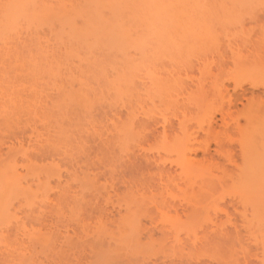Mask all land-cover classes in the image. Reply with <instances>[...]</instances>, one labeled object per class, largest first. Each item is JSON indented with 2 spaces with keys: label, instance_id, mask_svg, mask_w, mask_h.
Masks as SVG:
<instances>
[{
  "label": "rangeland",
  "instance_id": "obj_1",
  "mask_svg": "<svg viewBox=\"0 0 264 264\" xmlns=\"http://www.w3.org/2000/svg\"><path fill=\"white\" fill-rule=\"evenodd\" d=\"M105 1L0 44V264H264V0Z\"/></svg>",
  "mask_w": 264,
  "mask_h": 264
},
{
  "label": "bare ground",
  "instance_id": "obj_2",
  "mask_svg": "<svg viewBox=\"0 0 264 264\" xmlns=\"http://www.w3.org/2000/svg\"><path fill=\"white\" fill-rule=\"evenodd\" d=\"M0 1H1V0H0ZM9 1H10V0H8L7 2L5 1L4 4H3L4 1H2V4H1L2 9H1L0 11L3 12V14H4L5 17L3 16V14H2L1 12H0V13H1V14H0V17H2V19H4V18H5V19H4V22H3V20L0 18V22H1V23H0V25H1V26H0V44H1V42H2L3 44H6L7 41H8L7 39H8V37L10 36V34H8V33H9L10 31L14 33V32H15L14 30H17L18 28L20 29L21 27H23V25L20 27L21 24L25 23V26H24V27L27 28V27H30L31 25L35 24L37 21H39V20H36V22L33 23V20L35 21V19L38 18V17H36V16H39V17H40L41 14L44 12V11L42 12V9L45 10L44 7H42V9H41V7H38V5L36 4V1H37V0H36V1H35V0H34V1H33V0L30 1L31 4H27V2L29 3V0H28V1H27V0H25V1H24V0H22V1L18 0L19 2H15V0H13V1L11 0L10 2H9ZM16 1H17V0H16ZM23 1L25 2L24 5L27 4V6H24V5L22 6ZM38 1H39V0H38ZM104 1H105V0H104ZM110 1H111V0H109V1L106 0V1H105L106 4H107L105 7H107L108 9H109V7H111V6H109L110 3H112V4L115 3L114 6L112 5V8L109 9V11H110L109 13H110V14H111V12H114V9H115V11L117 12V10H118L117 7H119V9H120V6H121V4H122V1L125 2V0H122V1H121V0H118L119 3H118L116 0H114V1L112 0L111 2H110ZM136 1H139L140 4H141L144 0H143V1H142V0H136ZM141 1H142V2H141ZM148 1L151 2V4H153V2H152L153 0H151V1H150V0H146V1H144V3H146V4H148L150 7H152V6L150 5V3H148ZM168 1H169V2L166 1L165 6H168V3H170V2H171L170 5H173V4L175 5V4H177L178 2H181L182 0H178L177 2H176V0H175L174 2H172V0H171V1L168 0ZM206 1H207V0H206ZM212 1H213V0H212ZM219 1H220V0H219ZM223 1H224V0H223ZM107 2H110V3H107ZM113 2H114V3H113ZM120 2H121V4H120ZM124 2H123V3H124ZM127 2H128V1H127ZM129 2H130V0H129ZM129 2H128V3H129ZM10 3L12 4L11 6H9ZM18 3H19V4H18ZM21 3H22V4H21ZM34 3H35V4H34ZM37 3H40V2H37ZM116 3H118V4H116ZM130 3H131V4L137 9V6L135 5V3H136L135 0H133V2H132V0H131ZM130 3H129V4H130ZM144 3H142L143 5H141V8H140V6H138V7H139L138 10H140V9H141V11L143 10V9H142V6L145 7V5H146V4L144 5ZM6 4H8V5H6ZM13 4H14V5H13ZM17 4H18V5H17ZM20 4H21V6L23 7V9L26 8V7H28V5H31V6H32V4L37 5L38 10L41 11V12H39V11H38V12H33V11H36V10L34 9V8H36V7L33 5L34 8H33V7L31 8V7L29 6V7H28L29 9H28V8H27V10L25 9V12H26V13H27V12L29 13L28 15H27L26 13L22 14V13L24 12V10L22 9L23 12H21V11H22V10H21V7H20V9H19V5H20ZM42 4H43V3H42ZM108 4H109V5H108ZM119 4H120V5H119ZM125 4H126V2H125ZM125 4H124V5H125ZM136 4H137V3H136ZM138 4H139V3H138ZM138 4H137V5H138ZM140 4H139V5H140ZM2 5H3V6H2ZM118 5H119V6H118ZM122 5H123V4H122ZM126 5H127V4H126ZM5 6H6V7H5ZM8 6H9V7H8ZM13 6H14V7H13ZM15 6H18V7H15ZM113 7H115V8H113ZM123 7L126 8V6H123ZM144 7H143V8H144ZM146 7L148 8L147 5H146ZM150 7H149L148 9H146V11H144V10H145V8H144V10H143L142 12H141V11L139 12V11L137 10L138 14H139V13L142 14V15H138L139 21L142 22V23H141L142 25L144 24L142 27H140L141 24L139 25V27L142 28V29H144V28H145V25L147 24V23H144V22H147V19H146V18L148 17V14H149V12H148L147 10L150 11V9H151ZM17 8H18V9H17ZM30 8H31V9H30ZM37 8H36V9H37ZM5 9H6V10H5ZM18 10H19V11H18ZM20 10H21V11H20ZM28 10H29V11L31 10V11L29 12ZM32 10H33V11H32ZM47 10H48V7H46V11H47ZM49 10H50V8H49ZM112 10H113V11H112ZM121 10H122V9L118 10V13H119V11H121ZM124 10H125V9L123 8V11H124ZM4 11H5V12H4ZM46 11H45V12H46ZM123 11H121V12H123ZM31 12H32V13H31ZM116 12H115V13H116ZM121 12L119 13V21L117 20V19H118V16H117L118 13H116V14L113 13V15H112V16H113V17H112V21H113V18H114L115 21H114V22L111 21L112 26H114V25L116 26L117 22H118V23L120 22V20H121L120 18H122V14H121ZM143 12H146V13H147V14L144 13V14H146V16H144ZM18 13H19V14H18ZM16 14H17L18 16H17ZM20 14H21L22 16H21ZM35 14H36V15H35ZM25 15H27V16H25ZM29 15H30V16H29ZM34 15H35L36 18H34ZM101 15H102V14L99 13V15H98L97 17H103V16H101ZM107 15H108V14H107ZM120 15H121V17H120ZM7 16H8V17H7ZM12 16H13V17H12ZM16 16H17V17H16ZM24 16H25V17H24ZM105 16H106V15H105ZM105 16H104V17H105ZM114 16H115V17H114ZM139 16H141V17L143 16V17L140 18ZM19 17H20V18L22 17L21 21H28V22H27L28 24H26V22H21V23H20V22H19V19H20ZM31 17H32V19H33V18H34V19H33V20H32V19H29L30 21L27 20L28 18H31ZM109 17H110V15H109ZM144 17H146L145 20L143 19ZM10 18H12V19H16V18H18V19L14 20V21H15V22H14V21L11 20ZM116 18H117V19H116ZM148 18H149V17H148ZM106 19H108V18H106ZM106 19H105V18H102V19L99 18V21H100V22H98V20H97V22L99 23V24H98V27H100L101 30H102V28H103V30H105V31L102 30V31H103V32L101 31L102 34L105 32V35H106V36L108 35V37L111 39V38H112V35H114V34L111 35V33H114V32L117 33V31L121 32L120 30L122 29V26H120V25H121L120 23H119L120 25L117 24V26H118V25H119V26H118V27L116 26V27H117V29H116L117 31H116V30L112 29V26H111V25L109 26V24H111V23H110V19H111V17H110V19H108V21H106ZM149 19H150V18H149ZM149 19H148V25L151 26V23H150L151 21H150ZM1 20H2V21H1ZM6 20H8V21H6ZM17 20H18V22H17ZM101 20H102V21L104 20V21H103V25H104L105 27L108 25V27H111V28L109 29L108 27H106V29H105V27H102V25L100 24V23L102 22ZM141 20H142V21H141ZM143 20H144V21H143ZM9 21H13V23H12V22H9ZM116 21H117V22H116ZM149 21H150V22H149ZM31 22H32V23H31ZM8 23H9V24H8ZM18 23H20L19 26H18ZM105 23H106V25H105ZM108 23H109V24H108ZM113 23H115V24L113 25ZM149 23H150V24H149ZM3 24H4V25H3ZM15 24H17V25H15ZM30 24H31V25H30ZM204 24H205V23H204ZM204 24H203V26L206 28V24H205V25H204ZM5 25H7L8 28H7ZM115 26H114V28H115ZM149 26H148V27H149ZM14 27H15V28H14ZM16 27H17V28H16ZM146 27H147V25H146ZM148 27H147V29L145 28L146 30H148V31H146L147 33L149 32V29H150V27H149V28H148ZM11 28H12V29H11ZM13 28H14V30H13ZM100 28H98V29H100ZM118 28H119V29H118ZM9 29H10V30H9ZM21 29H22V28H21ZM107 29H108V31H106ZM111 29H112V30H111ZM7 30H8V31H7ZM109 30H111L112 32H110ZM106 32H107L108 34H107ZM13 33H11V34L13 35ZM7 34H8L9 36H8ZM17 35H18V32H17L16 36H17ZM109 35H110L111 37H110ZM14 36H15V35H14ZM128 36H130V35H128ZM128 36L126 37L125 35H124V36L121 35V37H123V39H122L121 37H119V39L117 38L118 40L116 39L117 41H119V47L116 46V44H117L118 42H116V40H115L114 38H112V40H109V38H108V40H107V38H105L104 40H107L108 44H106L105 41L103 42L104 44H102V43H99V44H100V46H101V44H102V46H105V44H106L108 47L106 46V47H104V48H106V49L108 48V49H111V50H114V51L117 50V49H114V48H113V47L116 46L115 48H118V51H116V52H118V53H123V52H121V51H123V50L121 49V48H122V47H121V46H122L121 44H123V42H124V41H122V40H125V38L128 39V40H126V42H124V43H127V42L130 41V40L134 41L131 37L128 38ZM209 36H210V35H209ZM209 36H208V38H207L208 40H209ZM10 38H12V37H9V41H8L9 44H10ZM121 39H122V40H121ZM129 39H130V40H129ZM210 39H211V36H210ZM216 39H217V38H214V40H216ZM113 40H115L116 43H115V45H113V44L111 43V44H112L111 47L113 48V49H112V48L110 47L111 44L109 45V43H110V41H113ZM120 40H121V41H120ZM214 40H213V37H212V41H209V42H210V43L213 42L214 44L217 43V42H215ZM132 41H130V42H132ZM120 42H122V43L120 44ZM3 44H1V45H2L3 47H5V45H3ZM6 46H9V45H6ZM216 46H217V45H216ZM6 48H7V47H6ZM101 48H103V47H101ZM119 48H120V51H119ZM251 53H252V52H251ZM123 55H124V54H123ZM90 57H91V56H90ZM125 79H126L125 77L120 78V80H121V81L123 80L124 82H125ZM123 81H122V83H123ZM177 153H178V152H177ZM183 153H184V155H186L185 152H183ZM183 153L180 154V152H179L178 154H175V155H177V157H179V159H180V158L183 157V156H182ZM179 154H180L181 157L179 156ZM184 159H185V157H184ZM186 159H187V158H186ZM186 159H185V160H186ZM180 160H181V159H180ZM182 160H183V158H182ZM185 160L183 161V163L180 162V163H181V164L179 165V166H181L180 169H182L181 171H182V173H183L184 175H186V176H190V175H191V176H192V171H191L190 168H192L194 164L192 165V164L189 162V163L192 165V166L190 165V166H191V167H190V166H188L189 164H184V163H185ZM29 163H31V161H30ZM29 163H28V164H29ZM178 163H179V162H178ZM186 163H188V161H186ZM31 164H32V163H31ZM31 164H30V165H31ZM32 165H33V164H32ZM28 166H29V165H28ZM28 166L26 165L27 168H28ZM195 167H196V166H195ZM28 169H29V168H28ZM28 169H27V170H28ZM192 169H193V168H192ZM196 169H197V167H196ZM249 169H250V168H249ZM197 170H198V169H197ZM246 170H247V169H246ZM30 171H31V169H30ZM32 171L34 172V170H32ZM32 171H31V172H32ZM244 171H245V170H244ZM249 171H250V170H249ZM31 172H30V174H31ZM246 172H247V171H246ZM194 173H195V172H194V170H193V174H194ZM248 173H250V172H248ZM248 173H247V176H248ZM243 174H245V173H242L241 175H242V176H245V178H246V175H243ZM32 175H33V174H32ZM245 178H244V181L246 180ZM240 179H241V178H240ZM241 180H242V179H241ZM242 181H243V180H242Z\"/></svg>",
  "mask_w": 264,
  "mask_h": 264
}]
</instances>
